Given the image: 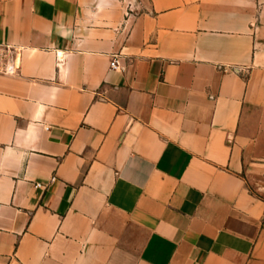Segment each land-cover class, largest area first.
<instances>
[{
    "label": "crops",
    "instance_id": "1",
    "mask_svg": "<svg viewBox=\"0 0 264 264\" xmlns=\"http://www.w3.org/2000/svg\"><path fill=\"white\" fill-rule=\"evenodd\" d=\"M0 47V264H264V0H0Z\"/></svg>",
    "mask_w": 264,
    "mask_h": 264
},
{
    "label": "built area",
    "instance_id": "2",
    "mask_svg": "<svg viewBox=\"0 0 264 264\" xmlns=\"http://www.w3.org/2000/svg\"><path fill=\"white\" fill-rule=\"evenodd\" d=\"M109 67L114 69H120L121 66L116 56H112L109 61ZM17 66L13 61V54L6 47H0V72L12 73L16 71ZM37 186L42 185L36 182Z\"/></svg>",
    "mask_w": 264,
    "mask_h": 264
}]
</instances>
